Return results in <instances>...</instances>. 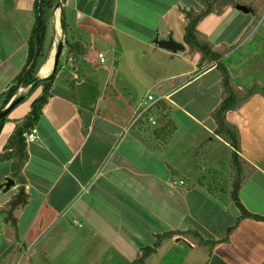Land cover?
Listing matches in <instances>:
<instances>
[{"label":"crops","instance_id":"obj_1","mask_svg":"<svg viewBox=\"0 0 264 264\" xmlns=\"http://www.w3.org/2000/svg\"><path fill=\"white\" fill-rule=\"evenodd\" d=\"M35 1L0 0V94L25 65ZM225 1L217 2L214 12L199 23V36L223 54L222 63L237 91L253 85L264 88V0ZM146 2L144 8L151 15L156 11L149 18L155 20L151 30L128 10L120 13V0H63L60 13L50 18L49 43L54 31L60 35L64 28L65 37L58 44L52 41L40 77L58 45L64 46L51 97L34 127L38 138L27 146L22 181L14 177L13 161L0 162V264H133L167 233L175 235L163 240L145 264H166L169 256L171 264H264V221L244 219L236 225L240 212L230 196L232 161L223 170L216 165L218 157L211 156L200 166L189 164L187 188H177L165 160L166 155H175L171 142L160 145L143 122L127 132L142 103L139 91L144 84L148 87L135 71L138 51L157 48L175 60L178 53L152 44L157 29L163 27L161 39L184 44V11L203 10L198 0ZM138 5L142 7V0ZM238 5L249 12L238 10ZM119 18L126 27L150 33L145 37L139 31L121 30L116 26ZM65 41L80 42L87 49L76 65ZM182 52L190 57L185 70L156 80L148 90L166 83L161 96L214 136L211 141L224 142L232 154L230 145L215 134L213 113L225 98L217 62L200 67V53L186 45ZM93 63L105 65V75L87 67ZM183 77L187 78L182 81ZM41 92L39 88L9 115L0 134V155ZM200 96L206 101L191 108ZM226 118L240 134V200L249 212L264 217V97L255 94ZM199 168L203 176L193 178L192 171ZM10 179L15 186L6 189ZM22 191V203L12 209ZM64 214L70 220L63 221ZM235 225L229 243L222 242ZM203 242L217 243L209 247Z\"/></svg>","mask_w":264,"mask_h":264},{"label":"trees","instance_id":"obj_2","mask_svg":"<svg viewBox=\"0 0 264 264\" xmlns=\"http://www.w3.org/2000/svg\"><path fill=\"white\" fill-rule=\"evenodd\" d=\"M198 1L203 6H205L203 10H200V12H196L193 9L190 11H184L185 18L187 20L184 44L191 51H196L201 54V59L199 62L200 67H202L205 62H217V69L220 71L222 76V86L224 89L225 98L223 99L220 106L214 111L213 117L216 122L215 134L225 140L232 149V166L235 170V176L232 180V190L230 196L240 212V217L238 218L236 225L244 219L264 221V217L249 212L240 200L239 191L242 184L243 173V164L239 156V152L241 151L240 134L239 130L234 125L230 124L226 118V115L229 111L237 110L243 103L247 102L255 94H261L264 97V88L259 85H253L243 92L237 91L232 85L231 76L226 65L222 63L223 54L214 51L212 45L209 42L201 39L199 36V23L206 16L214 12L213 10L215 9L217 2L223 5L225 2L226 4H234L233 1ZM59 2L60 0L35 1V23L28 40V54L25 65L21 72L13 79L7 89L0 94V101H2V107L0 109L1 113L13 100L20 99L19 104L16 106L18 107L19 105L26 102L39 88L42 90L39 97H37L32 102L31 110L28 115L22 121L17 123L14 132L10 136L4 148V153L0 155V162L13 161V174L15 179H18L19 181H22L20 178V173L26 161L28 160V145L26 144L25 134L31 131L42 118L43 108L51 97V89L58 73L57 69L56 73L50 75L46 79L39 77V71L41 68L40 62L47 58V23L51 18V12L58 6ZM65 45L68 49V57L73 59L74 65H76L79 59L87 53V49L80 42L70 43L65 41ZM21 89H27V91L22 93L23 91H21ZM163 106L165 108L168 107L165 104ZM9 115L4 118H0V134L8 120ZM150 129H152V135L160 142V145L165 146L169 141L170 136H172L175 132L176 126L174 125L173 121L169 119L163 126L158 128L150 127ZM236 225L228 229L227 236L222 240V242L229 243L230 235L235 229ZM176 234L183 235L185 233L178 232ZM189 234L194 233L189 232ZM174 235L175 233L159 235L157 237V242L152 247L144 251L142 257L136 261V264H145L147 258L157 252V249L160 247L163 240L171 238ZM216 243L217 242H203L204 245L209 247L210 244L214 246Z\"/></svg>","mask_w":264,"mask_h":264},{"label":"rangeland","instance_id":"obj_3","mask_svg":"<svg viewBox=\"0 0 264 264\" xmlns=\"http://www.w3.org/2000/svg\"><path fill=\"white\" fill-rule=\"evenodd\" d=\"M63 1V0H62ZM141 0H137L135 4L127 5V3H124V0H120V13H124L125 11H129V14H132V16L135 18V20L140 21L141 23H144L149 30L154 29L153 26L155 25V20H150L152 16H155V9H154V15H151L152 12L146 10L145 4L148 5L146 0H142V7L138 5V2ZM220 1V0H219ZM199 2V1H198ZM65 6V5H64ZM62 5V8L64 7ZM205 6H203L204 8ZM61 10V7H60ZM64 11V9H63ZM57 13H60L58 7H56L51 12V19L53 20V15H57ZM139 19V20H138ZM51 20V21H52ZM48 30H47V54L46 57L49 56V52L51 51V45L52 41L55 44H58L62 41L63 33L61 32V36L57 34L56 31H54V36L51 42L49 43L51 37H52V25H50L48 21ZM116 26L121 30H127L131 32L130 34L135 32H142L144 36L146 37L150 32L149 30L144 29H136L133 27V25H130V27H126L125 23L122 22V20L119 18L116 22ZM135 30V31H134ZM137 30V31H136ZM143 30V31H142ZM159 31L156 32V35H159L163 32V27L160 26ZM160 32V33H159ZM139 36V35H138ZM162 36V34H161ZM84 46V45H83ZM145 50L138 51L140 62L139 67L135 69L137 74L147 83V86L149 87L153 82L159 79H163L172 72H181L185 70V68L188 66L190 57L189 54H185L184 52H178V55L176 56L175 60L173 58H170L171 56H167L163 52H159L158 50H154L157 48H144ZM191 51V50H190ZM188 52V50H187ZM193 52V51H191ZM44 60V59H43ZM43 60L40 62L42 63ZM45 61V60H44ZM100 61V60H99ZM188 61V62H186ZM98 64V62H97ZM97 64H92L90 66H87L90 70H95L97 74H103L105 75L104 69L105 65L100 64L99 66ZM21 72V71H20ZM40 77V76H39ZM187 77H183L181 80H185ZM166 83H162L157 89L150 87L148 90V87L146 88V85L144 84L143 87H141L140 101L147 100V97L149 95H152L157 99L161 96L162 92L166 91ZM196 86L193 87V92H196ZM22 93L26 92L27 89L23 90ZM4 92V91H3ZM203 96H200V98H197L195 103L191 108H196L201 105V103H204ZM167 105L168 107L165 108L163 105ZM171 109H170V108ZM173 108V109H172ZM203 108L201 109V111ZM182 110H177L173 106H171V102L165 101L161 104L157 105L156 109L153 111V115L156 116L158 119V125L157 128L160 126H163L169 119L173 121L174 125L176 126V130L173 133L172 136H170L169 141L171 142L172 149L174 150L175 155H166V166H170V169L167 171L170 173L171 171H174L175 176L173 177L176 182L177 188H187L185 177H190V171L188 170L189 164L193 166V164L203 165V160L212 157H218L220 160L217 161V166L220 169H225L228 166V163L232 161V154L230 150L224 145V142L221 140H213L211 141L214 136L210 135L206 131L202 130L200 125L196 124L193 120H191L189 117L185 116L184 112H180ZM170 112V113H168ZM168 116V118H167ZM150 124V123H148ZM202 168V166H201ZM177 170V171H176ZM176 171V173H175ZM186 171V172H185ZM200 168L194 169L192 171V177L193 178H200L203 175L199 174ZM181 181L184 182V185H181ZM66 214H64L65 216ZM62 218L63 221H68L70 218L65 216ZM72 223V222H71ZM79 227H83L82 223H79L78 221H74ZM75 225V224H74ZM77 226V227H78ZM56 232L53 234L55 235ZM46 235V234H44ZM44 245V244H43ZM36 249V246H33V249H31V252ZM40 251V250H39ZM182 252L180 251V254L178 255L180 258L182 257ZM28 259V257H27ZM173 260V257L169 256L167 259H165L166 264H171ZM24 262V261H23ZM22 262V263H23ZM24 264H28V262H24ZM133 264H136L133 263Z\"/></svg>","mask_w":264,"mask_h":264},{"label":"water","instance_id":"obj_4","mask_svg":"<svg viewBox=\"0 0 264 264\" xmlns=\"http://www.w3.org/2000/svg\"><path fill=\"white\" fill-rule=\"evenodd\" d=\"M63 5V1L60 0L58 8H62ZM238 10L240 11H245V12H249V9H246L244 6L238 5L236 6ZM62 33L63 36L65 37V29H62ZM152 44L162 50L165 51H169L172 53H178V52H182L185 50V45L182 43H179L177 41H175L173 38H169V39H161L159 35H157L155 37V39L152 41ZM63 46L64 43H60L58 45L57 50L55 51V57H54V64H53V69L50 73V75L56 73L57 69H58V64H59V60L63 51ZM49 75V76H50ZM47 77H43L42 79H46ZM41 78V77H40ZM20 99H15L13 100L6 108L4 111H2L0 113V118H4L6 116H8L14 109L15 107L19 104ZM15 186V181L10 179L7 184L5 185L6 189H10L11 187ZM23 194L24 192H20L19 195L17 196V198L15 199V201L12 202V209H15L18 205H20L22 203L23 200ZM9 215H12V211L9 213Z\"/></svg>","mask_w":264,"mask_h":264},{"label":"built area","instance_id":"obj_5","mask_svg":"<svg viewBox=\"0 0 264 264\" xmlns=\"http://www.w3.org/2000/svg\"><path fill=\"white\" fill-rule=\"evenodd\" d=\"M98 57L103 63L104 55L100 53ZM168 100L169 98L166 95L160 96L157 99H155V97H153L152 95H149L147 97V100H143L140 105V108L135 112L127 132H129L134 126H136L138 123H141V122H143L145 125H148L150 127H157L158 118L153 115V111L157 105H159L162 102L168 101ZM37 133H38L37 129L33 128L31 131L25 134L27 145L37 140L38 138ZM183 184L184 182L181 181V185Z\"/></svg>","mask_w":264,"mask_h":264},{"label":"bare ground","instance_id":"obj_6","mask_svg":"<svg viewBox=\"0 0 264 264\" xmlns=\"http://www.w3.org/2000/svg\"><path fill=\"white\" fill-rule=\"evenodd\" d=\"M59 29L60 28V23L58 22V26ZM54 51V50H53ZM53 64H54V54L52 53L50 60L42 67L41 69V74L43 77L48 76V74L52 71L53 69ZM41 76V77H42Z\"/></svg>","mask_w":264,"mask_h":264}]
</instances>
